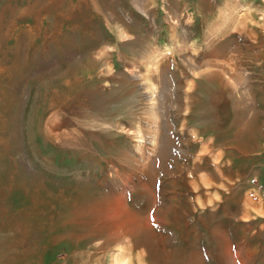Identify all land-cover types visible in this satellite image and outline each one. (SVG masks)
Returning a JSON list of instances; mask_svg holds the SVG:
<instances>
[{"label":"rangeland","instance_id":"1","mask_svg":"<svg viewBox=\"0 0 264 264\" xmlns=\"http://www.w3.org/2000/svg\"><path fill=\"white\" fill-rule=\"evenodd\" d=\"M263 147L264 0H0L1 264H264Z\"/></svg>","mask_w":264,"mask_h":264},{"label":"bare ground","instance_id":"2","mask_svg":"<svg viewBox=\"0 0 264 264\" xmlns=\"http://www.w3.org/2000/svg\"><path fill=\"white\" fill-rule=\"evenodd\" d=\"M75 207V206H74ZM73 207V208H74ZM112 209V208H111ZM74 210V209H73ZM72 210V211H73ZM78 210V209H77ZM71 214L73 215V216H76L77 214H78V212L77 211H73V212H71ZM104 214V211H98L97 210V212H95V215L97 216V220H100V219H98L99 218V216H101V215H103ZM71 216V215H70ZM74 218H77V217H74ZM69 219H71V218H69ZM101 219H102V217H101ZM104 219V218H103ZM68 221V220H67ZM70 222V221H69ZM69 222H68V224H69ZM73 222V221H72ZM100 222H102V221H100ZM99 222V224H98V226H97V228L94 230V232H104V231H106V230H108V235H107V237H106V240H107V242L109 243V245L110 244H112V243H114V241H118V240H120L122 237H123V235H124V230H123V228H124V226H123V222L122 223H119V224H117V225H110V224H105V223H100ZM66 224V223H65ZM97 234V233H96ZM93 235H94V233H93ZM88 236H89V234H88ZM96 236V235H95ZM66 237V236H65ZM87 237V236H86ZM90 237V236H89ZM55 238V237H54ZM59 238V237H58ZM78 239H80V238H78ZM77 239V240H78ZM58 240H60V239H58ZM64 240V239H63ZM56 242V241H55ZM60 242V241H59ZM58 243V242H57ZM22 245H21V243H18L17 244V246H15V249H17L18 247H21ZM11 248H12V246L10 245L7 249L9 250V251H11ZM23 248H24V250H27V246H23ZM37 253H38V250H36L35 252H34V254L33 255H37ZM8 256V254L7 253H5L4 254V256H0L2 259H4L5 261H8L9 260V257H7ZM1 260V259H0ZM0 264H1V262H0ZM7 264V263H6ZM41 264V263H40Z\"/></svg>","mask_w":264,"mask_h":264},{"label":"built area","instance_id":"3","mask_svg":"<svg viewBox=\"0 0 264 264\" xmlns=\"http://www.w3.org/2000/svg\"><path fill=\"white\" fill-rule=\"evenodd\" d=\"M262 152L264 153V147ZM245 195L253 204L264 205V181L256 176L250 177Z\"/></svg>","mask_w":264,"mask_h":264}]
</instances>
